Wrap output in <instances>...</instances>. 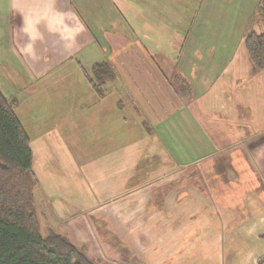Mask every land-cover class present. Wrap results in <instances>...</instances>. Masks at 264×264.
Wrapping results in <instances>:
<instances>
[{"label": "crops", "instance_id": "1", "mask_svg": "<svg viewBox=\"0 0 264 264\" xmlns=\"http://www.w3.org/2000/svg\"><path fill=\"white\" fill-rule=\"evenodd\" d=\"M257 3L0 0V88L54 216L44 232L90 261L264 264V68L242 39L262 28Z\"/></svg>", "mask_w": 264, "mask_h": 264}, {"label": "trees", "instance_id": "2", "mask_svg": "<svg viewBox=\"0 0 264 264\" xmlns=\"http://www.w3.org/2000/svg\"><path fill=\"white\" fill-rule=\"evenodd\" d=\"M259 10L264 14V0H258ZM261 26L260 31L248 26L242 38L255 70L264 68V18ZM91 71V85L102 95L105 83L114 80L112 70L99 61ZM16 106L17 99L5 96L0 88V264H94L65 236L40 231L34 195L39 182L30 138ZM145 129L149 131L146 124Z\"/></svg>", "mask_w": 264, "mask_h": 264}, {"label": "rangeland", "instance_id": "3", "mask_svg": "<svg viewBox=\"0 0 264 264\" xmlns=\"http://www.w3.org/2000/svg\"><path fill=\"white\" fill-rule=\"evenodd\" d=\"M182 1V0H181ZM187 11L189 9H186ZM262 17H264V14L262 13V11H256V14L253 18V21L256 19H259L261 20V23H262ZM252 21V20H251ZM255 22V21H254ZM257 22V21H256ZM101 33V32H100ZM207 167H209L208 165H206V163L202 164V165H199L197 166L196 170H209V169H206ZM39 181V180H38ZM38 186H39V183H38ZM37 186V187H38ZM37 187L35 188L34 190V195H35V206H36V211H37V214H38V218L41 220V225H40V231L45 234L46 232L43 231V227L44 224L43 223H49L52 221V219L54 218V216H52L51 213H49V210L47 208V206L45 205L46 202L44 199H42V201H39V197H42V195L40 194V191H38ZM39 202H41L42 204H39ZM48 225V224H47ZM46 225V227H47ZM52 225H56V223H51V226ZM43 226V227H42ZM58 228L60 229V227L58 226ZM45 229V228H44ZM89 243V242H88ZM89 245V244H88ZM77 246V245H76ZM77 248L81 251L83 250L81 247L79 248L77 246ZM89 250V249H88ZM91 256L92 258V261L94 264L95 263H98V264H125V263H122L118 260H121L119 257H114L112 256L113 258H111V256H104L103 255H98V254H93V255H89ZM116 259V260H114Z\"/></svg>", "mask_w": 264, "mask_h": 264}]
</instances>
